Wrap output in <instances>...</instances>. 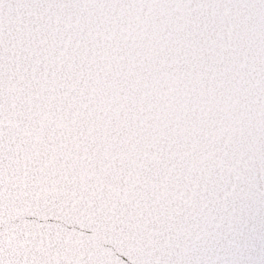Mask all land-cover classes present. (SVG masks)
I'll list each match as a JSON object with an SVG mask.
<instances>
[{
  "label": "snow or ice",
  "instance_id": "1",
  "mask_svg": "<svg viewBox=\"0 0 264 264\" xmlns=\"http://www.w3.org/2000/svg\"><path fill=\"white\" fill-rule=\"evenodd\" d=\"M0 264H264V0H0Z\"/></svg>",
  "mask_w": 264,
  "mask_h": 264
}]
</instances>
